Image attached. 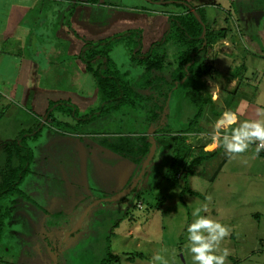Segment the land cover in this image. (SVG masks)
I'll use <instances>...</instances> for the list:
<instances>
[{"label": "rangeland", "instance_id": "1", "mask_svg": "<svg viewBox=\"0 0 264 264\" xmlns=\"http://www.w3.org/2000/svg\"><path fill=\"white\" fill-rule=\"evenodd\" d=\"M87 1L88 4L76 8L74 16L71 7H51L50 12L44 13L41 26L32 25V44L27 45L25 52L31 66L26 83L8 86L6 91L0 89V180L5 161L3 144L17 140L21 132L34 129L40 122L45 123L52 103H65L77 114L74 117L54 110L41 136L29 141L34 160L20 186L26 198L14 196L0 203V209L10 213L0 243V264H99L105 256L102 250L107 249L120 256V264H160L153 261L157 254L168 264H193L185 246L187 226L195 219L193 211L204 205L207 211L202 210L200 215L210 216L230 229L219 244V249L230 250L225 264H264V157L254 151L256 142L243 153L231 154L218 174L215 173L218 164L213 168L197 167L194 178L189 179V196L181 194L184 186L181 173L176 186L164 182L158 191L139 193L138 198L130 196L128 206L115 202L98 206L101 203L100 199L96 201L97 197L117 196L125 189L136 167L100 146L103 137L99 134L138 130L144 115L126 110L116 114L109 110L100 112L103 99L96 79L84 67L82 49L118 37V45L109 54L116 64L111 70L119 69L138 88L144 69L132 57L137 48L132 43L140 39L141 52L149 51L168 30V14L185 10L170 4L176 0ZM180 1L204 10L214 35L223 28H227L226 34L234 33L241 38L245 31L252 33L259 29L260 35L264 32V0ZM131 32L139 33V38L127 35ZM247 39L257 44L246 43L255 49L242 52L264 56V38ZM222 46L219 44L218 48ZM168 51L165 71L171 73L177 67L176 54L180 50L169 44ZM89 52L84 57L93 53ZM259 57L253 58L258 63L259 79L253 82L250 102L239 106L241 114L248 104L264 108V60ZM20 87H26V91L21 93ZM15 88L19 91L15 92ZM175 104L174 101L172 123L178 128L192 111L181 117ZM248 116L251 120L264 119L254 107L249 109ZM153 133L149 128L148 134ZM210 140L193 138L189 144L197 150ZM144 185L140 189L144 190ZM95 201L98 204L94 205ZM96 209H105L113 215L107 220L110 225L105 223L104 230L99 228L103 238L107 236L105 239L110 242L106 246L104 241L98 247L95 259L82 261L80 255L88 250L83 242L96 230L98 221L93 217ZM89 210L91 213L85 219ZM122 212L129 215L123 218ZM81 221L87 233L67 237ZM68 227L71 228L66 230ZM129 230L135 235L127 236ZM62 234L59 245L55 237Z\"/></svg>", "mask_w": 264, "mask_h": 264}, {"label": "trees", "instance_id": "2", "mask_svg": "<svg viewBox=\"0 0 264 264\" xmlns=\"http://www.w3.org/2000/svg\"><path fill=\"white\" fill-rule=\"evenodd\" d=\"M170 4L182 7L185 12L168 14V30L163 37L154 43L149 51L144 53L141 52L139 47L140 39L136 43H132L136 44L138 48L134 50L132 57L137 65L144 69L141 81L137 85L138 88L134 87L132 79H128V76L123 75L119 69L111 70V67L116 66V64L111 60L109 54L114 46L118 45V42H116L118 37L102 40L95 45L84 46L82 49L81 59L84 67L96 79L103 99L100 112L109 110L116 114L126 110L128 113L134 112L144 115L141 118L143 122L138 123V130H127V133L115 132L110 136L112 138L103 137L99 141L102 147L128 159L136 166L135 175H132L128 180L125 189L139 175L154 142L158 143L153 159L148 164L137 187L129 196L121 201H113V198L107 199L116 195L97 197L96 201L100 199L98 203L101 204L95 201L94 205L101 206L115 202L119 205L125 204L128 206L130 196H137L138 198L139 193L158 191L164 182H172L176 186L181 173H184V186L181 194L190 193L189 179L196 174L195 169L214 158L217 154L218 150L213 152L204 151L205 145L196 150V147L190 145L187 141L190 134L200 131V119L206 106L211 102L210 95H205L203 92L204 82L202 79L212 71L210 51L217 41L225 38L227 28L221 29L214 35L205 11L192 6L206 26V33L203 36L202 23L184 5L183 1L176 0ZM127 35L139 38L137 32H131ZM129 42V45H131V41ZM169 44L176 46L180 51L176 54L177 67L171 73H166L165 67ZM90 50L93 53L89 57H84V54H89ZM173 100L176 102L174 107L179 108L181 117L184 114L187 115L190 109L192 111V114H189L186 121L178 128L172 123L174 116ZM50 109L52 110L48 111L45 123L40 122L34 129L21 132L17 140L3 144L2 150L5 161L1 170L0 203L14 196L26 198L20 186L26 176L29 175L34 160V152L29 145V141L36 140L41 136L43 128L52 116L50 114L56 110L74 117L77 115L71 106L65 103H52ZM149 128H152L153 134H148ZM258 155L264 157V151H260ZM143 184L147 186L144 185V190L143 188L140 189ZM162 200L164 201V199ZM95 212L93 217L94 219L97 218L96 221L98 222H96L95 228L98 232L96 230L90 232L88 236L91 238L83 242L88 250L80 255L82 261L83 259H95L98 247L104 245V241L106 246L110 242L109 239H105L106 234L103 238L99 228L104 230V224L113 215L105 209H96ZM90 213L89 210L85 215V219ZM121 215L124 218L129 213L124 214L122 212ZM8 218H10L9 211L0 209V243L5 230V220ZM107 224L110 225V221ZM115 226H119V223H115ZM82 232L86 234L87 230L84 229L81 221V229L76 233ZM63 237V234L56 236V243L62 245ZM67 242L68 240L65 244ZM56 251L59 253L58 249ZM102 251L105 252V256L98 262L99 264H120L121 258L119 255L110 252L108 249ZM61 253H63V249H61ZM87 253L88 257H84ZM89 254H92V257H89ZM71 258L72 255L68 259L69 262Z\"/></svg>", "mask_w": 264, "mask_h": 264}, {"label": "crops", "instance_id": "3", "mask_svg": "<svg viewBox=\"0 0 264 264\" xmlns=\"http://www.w3.org/2000/svg\"><path fill=\"white\" fill-rule=\"evenodd\" d=\"M82 3L88 4L89 2L87 0H0V89L3 88L6 91L9 90L7 89L8 86L14 88L18 85H25V78L31 70L30 61L25 57V52L27 51V45L32 44V39L30 40L32 37V25L38 24L37 26H41L44 20V13L50 12L51 7H57L58 5L71 7L73 8L71 16H74L76 8L79 9ZM253 11L260 12L259 9H254ZM241 27L243 26L241 25ZM259 31V29L253 32L250 31L252 33L245 31L243 32L245 35L242 38L234 33L226 34L225 38L217 42L210 51L212 71L208 76L203 77L202 80L204 82L203 92L205 95H210L211 102L206 106L200 119V131L190 134L187 143H190L193 138H201L205 141L211 139L210 142L204 143V141H201L205 145L204 151H218L214 158L201 164L200 168L206 165V167L213 168L218 164L215 172L218 174L231 156L222 144L213 146L212 138L217 131L214 125L223 113L234 112L238 116L237 124H239L241 121H251L248 116L250 108L254 107L255 110L262 108L248 104L244 114L239 113V106L244 102H250L252 99L250 90L253 89V82L257 81L260 75L257 74L256 65L258 63H254V59L259 56L253 54L254 52H249V54L242 52V50L253 49L254 51L255 48L253 46L248 47L245 44L249 42H252L253 45L257 44V41H248V37L252 38V40L255 38L261 41L264 38L262 35L264 32L260 35ZM219 44L224 46L219 49ZM259 58L264 60V56ZM255 60L258 59L256 58ZM20 89L21 93L26 91V87H20ZM17 91H19V88H15V92ZM236 126L232 125L230 128L222 127L219 129L221 139L223 134H230L231 128ZM99 135L106 137L113 134L101 133ZM204 145L202 144V146ZM250 145L252 146V143ZM194 176H191V179ZM192 197L196 198L194 195ZM127 233V236L130 237L135 235L133 230H129Z\"/></svg>", "mask_w": 264, "mask_h": 264}, {"label": "clouds", "instance_id": "4", "mask_svg": "<svg viewBox=\"0 0 264 264\" xmlns=\"http://www.w3.org/2000/svg\"><path fill=\"white\" fill-rule=\"evenodd\" d=\"M257 114L264 117V108H258ZM238 116L234 112H225L215 122L216 133L213 135V146L223 145L227 153L238 154L245 152L253 142L256 144V153L264 149V119L245 120L239 122ZM231 128L230 134H223L219 129ZM211 199V197H207ZM207 211V205L203 208H196L193 211L195 219L187 226V244L185 245L191 253L193 264H225L230 250L228 248L219 249L220 242L229 235L230 229L210 216L200 215L201 211ZM219 251L220 254H217ZM153 261L160 264H168L164 257L157 254Z\"/></svg>", "mask_w": 264, "mask_h": 264}, {"label": "water", "instance_id": "5", "mask_svg": "<svg viewBox=\"0 0 264 264\" xmlns=\"http://www.w3.org/2000/svg\"><path fill=\"white\" fill-rule=\"evenodd\" d=\"M186 6L193 12V14L199 19V21L202 23L203 25V36H205L206 33V26L205 24L201 21L202 19H200V17L198 16V13L196 11V9H194L191 5L186 4ZM152 131V128H150V132ZM157 144L156 142H154V144L151 147L150 153L146 159L145 164L141 167L139 175L136 177V179L126 188L124 189L121 193H119L116 197H114L112 200L113 201H121L124 198H126L127 196H129L132 191L137 187L138 183L140 182L142 176L144 175L146 168L148 166V164L150 163V161L153 159L154 155H155V151L157 148ZM81 229V223H78L77 226H75L74 229H72L70 232L67 233V237L68 235H72L74 233H76L78 230ZM67 239V238H66Z\"/></svg>", "mask_w": 264, "mask_h": 264}, {"label": "flooded vegetation", "instance_id": "6", "mask_svg": "<svg viewBox=\"0 0 264 264\" xmlns=\"http://www.w3.org/2000/svg\"><path fill=\"white\" fill-rule=\"evenodd\" d=\"M183 3H184L185 6H186V4H189V3H187V2L185 3L184 1H183ZM189 5H190V4H189ZM191 6H192V5H191ZM186 7H187V6H186ZM72 235H73V234H72ZM66 240H67V239H66ZM66 240H65V242H66Z\"/></svg>", "mask_w": 264, "mask_h": 264}, {"label": "built area", "instance_id": "7", "mask_svg": "<svg viewBox=\"0 0 264 264\" xmlns=\"http://www.w3.org/2000/svg\"><path fill=\"white\" fill-rule=\"evenodd\" d=\"M257 143H259V142H256V144H257ZM261 151H264V149H262ZM139 205H140L139 207H141V203H140Z\"/></svg>", "mask_w": 264, "mask_h": 264}]
</instances>
